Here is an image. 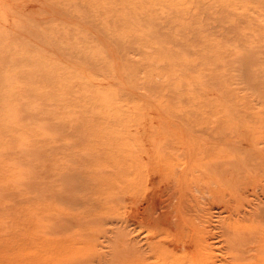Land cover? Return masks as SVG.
I'll return each mask as SVG.
<instances>
[{"label": "rangeland", "instance_id": "1", "mask_svg": "<svg viewBox=\"0 0 264 264\" xmlns=\"http://www.w3.org/2000/svg\"><path fill=\"white\" fill-rule=\"evenodd\" d=\"M187 148L232 158L207 164L229 185L264 166V0H0V264H158L168 242L180 256L184 237L152 225L170 188L150 204L126 180L155 193ZM122 158L132 174L100 166ZM209 185L189 214L224 264L227 223L251 225L264 198L240 195L229 220Z\"/></svg>", "mask_w": 264, "mask_h": 264}, {"label": "bare ground", "instance_id": "2", "mask_svg": "<svg viewBox=\"0 0 264 264\" xmlns=\"http://www.w3.org/2000/svg\"><path fill=\"white\" fill-rule=\"evenodd\" d=\"M184 140L185 139L182 138L181 141H184ZM186 142L189 143L188 141H186ZM248 142H246V143L248 144ZM251 142L255 146L257 144L258 140H255V138H254L253 140H251ZM156 145L159 146V144H156ZM185 146H187V144L184 145V148H185ZM151 148L155 149L154 147H151ZM160 148H161V146H160ZM160 148H159V150H160ZM190 148H191V146H190ZM190 148L189 149L187 148V155H186L187 162H186V166L183 168V171L180 172L179 174L177 172L178 175L175 178H172L171 180H170V178H168L167 179L168 181H166V182H165V180L161 179L157 183L156 187H153L155 189V193H153L151 195L150 194L147 195V194H145V192L143 194H140V192H138L139 189L133 188V186H135V182L131 179L126 180V181H129V184L127 185L128 186L127 192H129V194H131V192H132V194H131L132 198H134L136 195H140V196H138L139 198H147L148 201L147 200L146 201L149 202L150 204H151V201L153 202L154 198L157 197L158 193L156 191L160 190L162 185H166L168 188L171 189V190L167 189L166 192L172 191L171 194H173V196H170V197H173V199H172L173 202H170L169 208H168V210H166L167 213L165 214L164 213L165 211H164L163 213L165 215H163V216L157 213L158 214L157 218L152 216L153 222L152 221L151 222H152V225H156L154 227L159 228L161 225H163L164 227L166 226L167 228L171 229V233H170L169 237L172 238L173 242L177 241V235H180L181 237L183 236L184 237L183 243H181V245H179V247H178V253L179 252H182V253L180 256L175 257L174 249H171V247H169L171 245V243L168 242L167 245L165 244L166 245V248H164L165 250L161 249L162 251L159 252L160 256H159L158 264H210L208 247L206 244H204L201 241V236H200V230L201 229H199L195 225V222H194L195 219H200V216L189 214L190 208H191L190 207V201H191V199H193V192H192L194 189L193 187H195V190L197 192L203 193L204 190H210L211 185H209V183L218 184L219 188L215 192H217V194H219L222 199L228 198V204L226 205V209H228V211L231 213V215H229V218H228L229 220L231 219V217L233 218V215L242 213L241 206L238 207V205H240L242 202L239 204V201H240L239 200L237 203L238 197L240 195H241V198L243 195L242 199L247 198V197H244V194L249 195V197L250 196L254 197L255 198L254 200H259V199H261V197L264 198V166L263 165H255L254 167H252V169H250V170L256 169V171H257L256 173L258 174L257 177H253L254 174H252L253 178L248 179V177H247L246 179H244V181H241L242 184H240V185H231V184H233V178H232V180H231L232 183L229 185V183H228L229 180L228 181L224 180L223 179V178H225L224 176L221 180H218L216 178L217 176L215 178L211 177L210 175L214 176L213 173H211V171H210L211 165L208 166L207 164L211 163V164H214L213 166H215L218 164V161H220V160L221 161H224V160L230 161L231 160V162H232V158H229V156L226 157L225 153H224L223 156L209 157L208 160L205 161V159H207L206 157H199L198 154H196V156H194L193 155L194 152H192V151L189 152ZM191 149H193V148H191ZM149 150H150V148H149ZM163 151L161 153H163ZM158 156L161 157V155H158ZM257 156L258 155L256 154L255 157H257ZM260 157H261V154H260ZM155 158H156V156H155ZM168 158H170V157H168ZM235 158H236V156H235ZM260 159H264V158L261 157ZM249 160L250 159H248V158H246V159L245 158H236L234 162H236L237 164H240L242 166L248 165V163L250 165H252L253 164L252 161H249ZM104 161H106V159ZM127 163H128L127 159L125 160V158H122L119 160L115 159L114 162H112V161L108 162V163H107V161L101 162L100 166H102L101 167L102 169L111 168V169H113V171H115V173H117L118 170L121 171V169H124L125 172L132 174L131 172L133 171L134 165L133 164L132 165L127 164ZM169 164H172V161H170ZM237 164H236V166H238ZM121 167H123V168H121ZM102 169H100V170H102ZM247 171L246 172L248 174L251 173L248 169H247ZM249 175L251 176V174H249ZM218 177H220V176H218ZM153 183H152V185H153ZM234 184H236V183H234ZM150 185H151V182H150ZM213 189H215V187ZM136 191H137V193H136ZM127 192L125 191L124 194L128 195ZM209 193H211V195H212V192H209ZM171 194L169 193L168 195H171ZM131 195H128V198H131ZM170 197H168V198H170ZM150 198H151V201H149ZM165 199H167V198H165ZM126 200H128V199H126ZM193 200H195V199H193ZM137 201H133V203L135 204V202H137ZM155 201L157 202V200H155ZM260 201L261 200H259V202ZM129 202H130V199H129ZM233 202L237 203V205L236 204L232 205ZM245 202H247V201H245ZM260 204L261 203H259V205ZM154 205H155V203H154ZM165 205H167V203H165ZM250 205H248V207ZM261 205H263V204H261ZM157 207H159V206L157 205ZM242 207H244V206L242 205ZM147 210L151 211L150 209H147ZM154 210H156V209L154 208ZM160 210L162 211V209H160ZM149 211H148V213H149ZM133 212H135V211H133ZM138 213H139V211H138ZM134 214H137V213H134ZM151 214H153V213L151 212L150 215ZM252 214L254 215V216L252 215L253 218L249 215V217H251V219H249L251 225H245V224L243 225V223L245 221H243L242 224L240 222H236V223H230L229 222V223H227V226L224 224V227L226 226L228 229L226 232V235L227 234L229 235L230 242H231L230 247L227 246L228 250H229V258L231 260L228 261L226 259H223L222 263H224V264H264V205H263V207L258 206L257 208H255V210H254V212H252ZM137 215L136 216L134 215V216L137 217ZM155 215L156 214H154V216ZM246 215H245V217H246ZM140 216H142V215H140ZM129 217L131 218V215ZM135 217H133V218H135ZM130 218H129V220L131 221L132 218L131 219ZM146 218H148V215ZM140 219H141V217H140ZM149 219H150V217H149ZM235 219H236L235 221H238L237 217ZM145 220L147 221L148 219H145ZM233 220H234V218H233ZM139 223H140V220H139ZM247 231H249V234H251V236L247 237L245 235ZM228 242H229V240H228ZM172 248H174V247H172ZM181 249L182 250L184 249V252ZM175 250L177 252V248ZM56 254H57V252H56ZM71 258L72 257H70V259ZM45 259H46V257H45ZM60 261H62V260L60 259ZM63 261H64V259H63ZM34 262H35V260H34ZM64 262H67V261H64ZM64 262H63V264H64ZM57 263H58V260H57ZM71 263H72V261H71ZM61 264H62V262H61Z\"/></svg>", "mask_w": 264, "mask_h": 264}]
</instances>
